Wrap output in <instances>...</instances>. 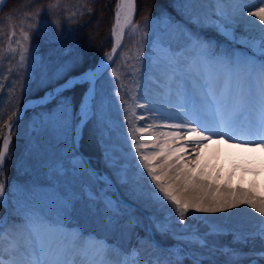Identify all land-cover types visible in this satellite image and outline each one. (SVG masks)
Instances as JSON below:
<instances>
[{
	"label": "snow or ice",
	"instance_id": "obj_1",
	"mask_svg": "<svg viewBox=\"0 0 264 264\" xmlns=\"http://www.w3.org/2000/svg\"><path fill=\"white\" fill-rule=\"evenodd\" d=\"M3 0H0L2 3ZM231 2V0H229ZM215 15L218 19L206 16L203 21L199 18L193 23H203L218 29L227 39L246 43L249 48L253 46L259 49L261 57H264V0H251V9L247 11L249 17H254L249 23L259 29L257 40L248 41L245 36H236V28L230 27L237 23V14L244 9L233 8L228 11L225 0H215ZM190 7L191 5H185ZM135 0H119L115 11V22L111 28V36L114 44L110 52L106 53L108 61L113 60L117 49L121 47L126 29H131L127 34L134 37L139 32V25L133 23L135 14ZM35 15L38 17L40 12ZM259 22L258 24L256 22ZM178 29V26H176ZM15 31L9 32L8 50L15 54L17 49L12 48V37ZM146 33L140 32V40L136 41L137 48L134 56L130 55L127 60L140 59V46ZM31 36L28 31L21 29V39L15 41L19 49V67H23L28 58V42ZM194 40L195 46L206 51L204 45L198 39L189 36ZM2 51V50H0ZM180 60L173 55L169 58V65L173 68V77L176 79L181 69ZM237 60L235 67H239ZM81 67L79 62L71 65L61 64L49 69L43 74L46 82L53 79L64 80L57 88L46 92L40 98L45 104L50 98H56L61 109L62 124L67 127L69 119L78 125L96 121L101 128H104V116L102 111L97 110L95 104V88L99 68H83L78 75L70 76L69 73ZM232 65H230L231 69ZM135 68V65H132ZM11 69H9V72ZM111 75L119 80L120 75L117 69L113 68ZM135 75V72L132 73ZM238 95L235 101L232 100V76L231 71L224 86L217 94L214 81L210 78L207 81V90L202 92L197 102H193L190 110H186V103L182 94L177 93L178 111L181 117H166L163 113H157L161 120L178 119L179 122L156 124L155 122L145 126H137L129 119L128 136L131 139L130 147L135 169L137 170L138 184L140 180L146 182L149 189V198L161 210V215L153 221L155 233L168 237L176 243L164 249L153 236L145 235L139 237L136 234V245L130 251L122 250L119 246L107 242L85 243L80 236L68 233L63 225L61 213L66 214L72 200L62 197V205L55 217L38 209H29L22 216L14 218L11 223L4 221L0 224V264H261L264 261V197L255 196L251 190L232 189L229 177L223 185L219 184V175L213 177L206 171L207 165L201 166L199 157L201 148L207 147L208 142L213 144L238 142L237 147L259 148L264 151V59L259 65L248 64V71L243 75L237 73ZM254 81L255 92L246 85ZM88 84L89 87L82 95L79 111L69 113V98L63 96L65 91L72 90L78 85ZM2 89V85H0ZM170 95V93H169ZM62 97V99H61ZM134 101L139 97L133 96ZM147 101V98H145ZM11 100V95L9 97ZM171 103V100H168ZM136 107L147 111H156L151 102L136 103ZM131 116H136L135 111L129 106L124 109ZM186 117V118H185ZM127 119V117H126ZM148 119V117H138ZM168 128L169 131L155 132L154 128ZM12 124H7L8 133L3 140V148L0 149V173L8 153L11 140ZM137 133L146 135L144 140L137 139ZM195 145L194 156L186 159L188 152L187 144ZM151 147L153 151H147ZM73 148L76 143L73 142ZM73 173L83 174L87 172L90 165L82 157L76 158L73 153L71 162ZM116 167L115 164L112 165ZM247 170V169H246ZM118 184L128 185L131 178L126 169H120L115 173ZM112 185L105 181L100 192L87 194L89 202L96 206L102 204L107 224L116 230L128 231L130 234L142 226V221L129 213L121 206L120 201L107 198ZM6 183L0 181V199L6 196ZM104 193V198H101ZM241 205H247L258 214V226L253 232L234 239L247 244L249 239L257 238L261 241V250L251 254L245 253L242 249L226 248L210 243L209 237L218 234L216 228L206 225L207 231L201 233L198 225L190 226L186 220L196 219L195 213L216 214L226 212ZM74 206V205H73ZM7 211V210H5ZM174 218V219H173ZM147 232V229H146ZM176 249L173 252L171 249ZM222 258V259H221Z\"/></svg>",
	"mask_w": 264,
	"mask_h": 264
},
{
	"label": "rangeland",
	"instance_id": "obj_2",
	"mask_svg": "<svg viewBox=\"0 0 264 264\" xmlns=\"http://www.w3.org/2000/svg\"><path fill=\"white\" fill-rule=\"evenodd\" d=\"M189 4L190 7L185 6ZM227 4L229 2L225 0V6ZM250 5L251 3L246 11L251 9ZM215 7L214 0H176L174 7L176 15L173 14V16L163 10L154 16H147L138 23H134L139 25V32L134 37L129 36L125 48L118 53L112 64L97 78L98 90L96 93H98V98L96 108L103 113L105 127L101 128L96 121L87 123L86 127L83 125L86 133L95 135L101 148L100 161L92 159L93 164L97 166L95 167L97 172L104 171L115 179V173L118 170L126 169L131 178V183L128 185L117 183V185L131 202L134 201L145 211L147 218L152 223L161 215L162 210L149 198V189L146 182L140 180L138 184L136 183L138 175L132 156L134 149L130 147L131 139L128 136L130 125L128 120L130 119L137 126H144V121L138 119V117L144 115L145 109L136 107V103L147 102L143 100L146 93L153 97L151 106L156 109L153 118L157 117V113H161L162 109H160L155 94L152 92V78L155 73L164 75L166 73L164 64L169 63V58L174 53H182L187 60L196 63L200 72L198 74L200 77H197V80L201 85L207 88V81L211 74L218 77L216 91L219 92L228 71L237 72L240 70L239 74L243 75L248 70L249 63L259 65L261 60L264 59L260 56L257 47L249 48L246 43L231 41L218 29L210 25L193 23V20L199 18L203 21L204 17L209 15L213 20L218 19L215 15ZM2 13L1 11L0 139L4 134L6 118L18 108L24 99H27L26 96L33 85V81L36 80L37 73L42 76L49 70L48 65L50 64L49 55L36 52L38 45L30 40L27 45L29 48L28 58L24 66L19 67V49L15 41L21 39V29L37 28L39 21L33 13L27 14L17 11L4 15ZM243 13L245 11L238 13L237 23L230 27L236 28L237 38L243 35L248 38L249 42L252 40L258 41L259 29L248 26L244 21L239 20V18H242ZM176 26H178V29ZM51 27L52 25L49 22H45L46 32L43 34L44 40H41V43H48L46 41H49ZM11 31L16 33L12 37L11 44L12 48L17 49L15 54L8 50V34ZM140 32L146 33L140 46V59L138 61L127 60L126 62L128 56L136 54V41L140 40ZM64 36H68V34L52 37L51 41L57 50L64 46L65 41L62 39ZM189 36L206 45V51L202 52L199 47L195 46L194 40H190ZM237 60L240 61L238 68L235 67ZM39 62H42L40 66ZM132 65H135V68H132ZM230 65H232L231 69ZM203 67H206V72L202 70ZM113 68L117 69L120 75L119 80L111 75ZM9 69H11L10 72ZM133 72H135V75H132ZM42 82H45L43 77ZM182 92L187 94L192 91H189L188 86H185ZM10 95L11 100H9ZM133 96L139 97V100L134 101ZM190 99L192 103L195 102L194 96ZM57 105L38 107L37 110L32 112L28 120L20 118L15 123L18 141L16 148L19 155H16L15 176L12 175V179L5 182L9 206L8 215L4 221L11 223L18 215L33 208L55 217L61 208L62 197H68L72 200V205L69 206L66 214L61 213L64 228L68 233L80 236L85 243L89 241L107 242L119 246L122 250L130 251L136 245V234L138 233L141 238L147 234L143 228L144 220L135 208L121 204L127 212L134 213L142 221V226L131 234L128 231L113 229L106 222L102 204L96 206L88 201L83 192L87 190L96 191L94 188L95 178L90 167L83 174L72 172L70 165L73 161V153L76 158H80L73 148L72 142V132L76 122L69 119L67 127H64L61 109ZM71 105L69 99L68 111L74 113V108ZM129 106L135 111L136 116H131L130 113L124 111ZM166 112L163 111L166 117L178 118L176 111L170 109ZM155 120L156 124H160L163 121L175 123L178 119L161 120L156 118ZM158 129L170 130L163 127ZM145 136L137 133L138 140H144ZM21 150L24 151L22 155ZM113 164L116 165L115 168L112 167ZM231 168L234 173L247 177L258 175L262 171V166L257 159L233 162ZM222 183L224 184V181L220 182L221 185H223ZM97 186L96 192H100L102 187ZM101 198H104V193H101ZM81 200H84L81 206L87 209L89 216L86 215L87 212L80 213L77 210ZM194 215L196 219L186 220V223L190 226L198 225L201 233L207 231L206 225H211L217 229L218 234L209 237L210 243L230 248L231 244L235 242L238 243L235 248L242 249L245 253L257 252L256 250H250L258 247L238 242L234 239V234L239 237L253 232L259 221L233 224L221 218L214 221L211 220V217L208 221L198 213ZM4 221H1L0 224H3ZM94 229L97 235L93 232ZM78 231L83 232L84 235L79 234ZM164 238L170 239L168 237ZM248 241L261 245L259 238L254 241L249 239ZM172 251L175 252L176 249Z\"/></svg>",
	"mask_w": 264,
	"mask_h": 264
},
{
	"label": "bare ground",
	"instance_id": "obj_3",
	"mask_svg": "<svg viewBox=\"0 0 264 264\" xmlns=\"http://www.w3.org/2000/svg\"><path fill=\"white\" fill-rule=\"evenodd\" d=\"M229 2V0H227ZM251 3V0H231L229 4H227L226 9L228 11H232L233 8L237 9H244L245 13H243L242 18H239V20L244 21L248 26H254L251 23H249L251 20H255L254 17H249L247 15V9L248 5ZM215 4V0H214ZM252 10V9H249ZM248 10V11H249ZM245 14V15H244ZM238 15V14H237ZM259 23L258 21L256 22ZM255 27V26H254ZM261 27H264V25H261ZM174 55L180 60V73L177 75L176 79H172L173 77V68L170 67L169 63L164 64L166 66V73L163 75L162 73H155V76H153V93L155 94V98L158 101L160 109H162L161 113L165 110H173L176 111L178 114V118L181 117V113L178 111L177 104H178V98L177 93L179 92L182 94V97L186 103V110H190L192 107L191 97H195V102L199 100L200 95L202 94L203 90L206 91L207 88L199 83L197 80V77H200L198 74L200 73L198 71V67L195 62L191 60H187L186 57L182 55V53H174ZM104 59L100 60V64L104 63ZM202 70L204 72L207 71L206 67H203ZM243 70V69H242ZM248 71V70H247ZM246 71V72H247ZM237 73H240V70L231 71L232 76V83H233V89H232V100L235 101L238 95V81L239 77H237ZM230 74V71L225 76L224 82L226 79H228ZM212 79L214 81L215 88L217 90V82L218 77L214 74H211L209 79ZM185 86H188V90L192 92H188L187 94L183 93V88ZM224 86V83H223ZM221 86V88H223ZM250 88L252 92H255L256 84L254 81H250L246 85V89ZM222 90V89H221ZM170 93V95H169ZM220 91L217 92L219 95ZM143 100L152 101L153 97L146 93L143 97ZM171 100V103H168V100ZM156 110V109H155ZM144 117H148V119H142L143 125L149 123H156V120L153 119L155 116L154 113L156 111H147L144 110ZM186 118V117H185ZM178 122V120H177ZM168 123L171 124L173 122L171 121H163L160 124ZM168 129V128H165ZM153 131L159 133L163 132L165 130H160L158 128H154ZM169 131V130H166ZM148 137L145 136V139ZM238 142H230V143H219V144H213L212 142H208L207 147L201 148V155L199 157L201 166L207 165V168L205 169L213 177L219 175L220 179L218 183L220 184L221 181H228L229 177H231L230 180V187L232 189H241V190H251V192L259 197H264V151H262L259 148H242L237 147L235 144ZM188 152L186 154V159H191L194 156L193 149L195 148V145L188 143L187 144ZM148 151H153L151 147H149ZM251 159H257V161L262 166V171L258 175H253L252 177L242 176L237 173H234L232 171V163L239 162L240 160H251ZM223 184V183H222ZM200 216H202L205 220H214L221 218L222 220L229 221L231 223H243L244 222H255L258 220V214L254 213L251 208H249L247 205H241L239 208H234L226 212L216 213V214H201L198 213ZM259 219H264V217H260ZM240 220V221H239ZM243 221V222H241Z\"/></svg>",
	"mask_w": 264,
	"mask_h": 264
},
{
	"label": "trees",
	"instance_id": "obj_4",
	"mask_svg": "<svg viewBox=\"0 0 264 264\" xmlns=\"http://www.w3.org/2000/svg\"><path fill=\"white\" fill-rule=\"evenodd\" d=\"M116 0H8L5 6L6 10H13L15 8H23L24 10L40 11L39 19L41 21L48 20L55 28L49 31V41L52 37L60 36L66 32L73 38V44L69 52L63 54L60 50L54 55L61 54V58L67 59V64L71 65L79 62L81 67L74 69L72 73H78L92 66L98 56L111 46V39L109 30L113 18V9ZM171 0H136L137 17H142L147 14L157 13L166 3ZM59 26V27H58ZM64 28L60 31V29ZM40 38L46 32L44 26L38 29ZM49 42V43H50ZM44 44V42H42ZM72 49V50H71ZM39 53H45V46H40ZM47 82L44 86H35L29 93L31 96L39 95L44 89L50 87L55 82ZM85 88L84 85H78L72 90L65 91L69 95L73 103H77L80 99L81 93ZM92 133L83 132L80 139L79 148L81 152L90 156H100L101 150L99 145L91 135ZM12 145L9 159L6 161L3 174L5 179H9L13 173L14 165V147ZM238 243H232V247ZM257 251L261 250V245L248 241ZM260 248V249H259Z\"/></svg>",
	"mask_w": 264,
	"mask_h": 264
},
{
	"label": "water",
	"instance_id": "obj_5",
	"mask_svg": "<svg viewBox=\"0 0 264 264\" xmlns=\"http://www.w3.org/2000/svg\"><path fill=\"white\" fill-rule=\"evenodd\" d=\"M127 30V29H126ZM97 68V66L94 68V70ZM64 83V82H63ZM60 85V84H59ZM59 85H57L55 88H57ZM89 87H91L90 85H89ZM54 88V89H55ZM33 101V100H32ZM36 102H42V100H40V98L39 99H37V100H35ZM31 103H33V102H31ZM20 113H21V110L19 111ZM7 133H8V130H7ZM6 133V134H7ZM3 146V145H2ZM3 148V147H2Z\"/></svg>",
	"mask_w": 264,
	"mask_h": 264
}]
</instances>
